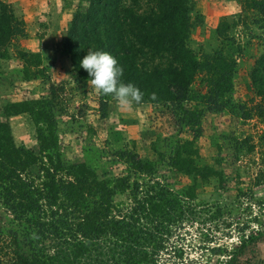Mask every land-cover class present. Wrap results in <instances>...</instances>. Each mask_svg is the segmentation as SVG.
Here are the masks:
<instances>
[{"label": "trees", "instance_id": "16d2710c", "mask_svg": "<svg viewBox=\"0 0 264 264\" xmlns=\"http://www.w3.org/2000/svg\"><path fill=\"white\" fill-rule=\"evenodd\" d=\"M241 3L264 18V0ZM203 21L191 0H87L84 9L73 13L62 43L73 75L80 82L90 80L80 61L89 50L107 51L123 67V82L144 93L139 104L168 105L178 128L190 131L193 139L153 141L151 151L189 183L174 191L165 176H158L153 160L141 162L124 150L119 152L128 168L124 176L99 177L96 160L88 156L91 150L82 163L67 164L59 150L55 86L49 84L48 97L2 108L6 119H30L37 151L16 146L8 122H0V204L8 214L0 228V264H184L186 226L198 223L199 210L214 208L193 203L196 182L221 177L212 167L195 164L202 118L206 112L229 110L242 120L251 119L256 110L264 115V54L250 72L262 104L249 109L232 99L234 55L241 49L228 35L229 24L224 20L215 30L226 51L197 54L190 48L191 31ZM26 36L23 21L0 2V59L9 57L4 48L8 42ZM17 54L26 78L30 67H36L33 76L49 81L40 54ZM197 79L203 92L194 88ZM112 97L99 95L103 103ZM124 193L127 202L116 203L115 197ZM218 211L206 210L207 218L218 217ZM260 240V232L241 237L239 247L225 252V264H264L255 255ZM249 245L251 259L240 262ZM210 250L220 252L216 246Z\"/></svg>", "mask_w": 264, "mask_h": 264}, {"label": "rangeland", "instance_id": "374dc122", "mask_svg": "<svg viewBox=\"0 0 264 264\" xmlns=\"http://www.w3.org/2000/svg\"><path fill=\"white\" fill-rule=\"evenodd\" d=\"M77 1L63 0L70 5ZM79 1V9L81 6L84 9L87 0ZM191 1L194 14L202 15L204 24L191 31L190 48L197 54L211 53L217 48L226 51L228 47L215 33L217 25L225 20L229 24V37L241 49L234 55L237 69L232 99L235 103L246 104L249 109L262 104L251 86L250 72L264 54V18L246 9L241 0ZM0 2L23 21L27 35L31 36L12 40L4 47L9 57L0 59V122L4 121L2 108L5 104L48 97L49 84H52L56 91L54 104L59 150L67 164L82 163L86 150H91L93 154L88 156L96 160L99 177L124 176L128 168L125 159L119 156L124 150L141 162L153 160L159 166L158 176H165L174 191L189 181L184 174L168 167L167 159L160 161L151 151L153 141L193 139L190 131L178 128L177 119L168 105L146 103L121 107L114 97L103 103L89 83L80 82L73 75L70 59L62 54V43L68 27L65 22L75 7H67L56 18L49 8L57 3L54 0ZM19 50L33 54L41 52V68L49 81L33 76L38 70L36 67H30L28 78L24 76V65L17 54ZM50 65H56L54 78L58 82L52 83ZM194 88L201 92L205 90L200 79L195 81ZM7 122L16 146L24 145L37 151L35 130L26 115L11 117ZM201 129V136L195 140L198 152L195 164L210 166L221 177L196 182L193 203L199 208L200 205L214 208L199 210L203 213L199 214L198 223L186 226L184 264H225L226 254L240 246L241 237L247 238L252 232L261 233L255 255L264 260V115H258L256 110L251 119L242 120L235 111L206 112ZM134 177L131 175V180ZM114 200L116 203L127 202V193L118 194ZM217 209L218 217L208 219L206 210ZM7 219L8 214L0 204V228L6 225ZM215 246L220 252L210 250ZM249 248L251 245L245 255L239 257L240 262L251 259Z\"/></svg>", "mask_w": 264, "mask_h": 264}, {"label": "clouds", "instance_id": "9594fccd", "mask_svg": "<svg viewBox=\"0 0 264 264\" xmlns=\"http://www.w3.org/2000/svg\"><path fill=\"white\" fill-rule=\"evenodd\" d=\"M80 66L91 78L88 80L99 95H111L121 107H131L143 101L144 93L133 83H124L123 67L116 57L103 50H89Z\"/></svg>", "mask_w": 264, "mask_h": 264}, {"label": "crops", "instance_id": "0c3cea01", "mask_svg": "<svg viewBox=\"0 0 264 264\" xmlns=\"http://www.w3.org/2000/svg\"><path fill=\"white\" fill-rule=\"evenodd\" d=\"M54 1H56L57 3L55 4H52V6H50L49 8H51V13H53V16H58L59 15V13H61L62 11H65V10H67V7H75L74 9H72V10H70V13L68 14V19L66 20V22H65V26H67V25H69V23H70V21H71V18H72V15H73V13L76 11V10H78L80 7H78L79 6V0L77 1V3L76 4H72V5H70V4H68V2H66V3H64L63 2V0H54ZM68 1H72V2H76V0H68ZM59 2V3H58ZM63 5V6H62ZM76 5V6H75ZM63 8H66V9H63ZM81 9H83V7L81 6ZM57 18V17H56ZM27 33V32H26ZM27 37H31L29 34L27 35ZM35 53H38V54H40L41 52H35ZM52 64V63H51ZM51 66V65H50ZM56 65H54V67L53 66H51V69H50V72H51V75H50V77H51V80H52V83L54 82V81H57L58 82V80H56L57 78H54L55 77V75H57V71H56ZM67 76H68V73H67ZM66 76V77H67ZM86 83H89V85L90 86H92L91 84H90V82H86ZM93 87V86H92ZM3 117H4V115H3ZM9 119V118H8ZM8 119H6L5 117H4V121H7ZM14 141V140H13Z\"/></svg>", "mask_w": 264, "mask_h": 264}]
</instances>
